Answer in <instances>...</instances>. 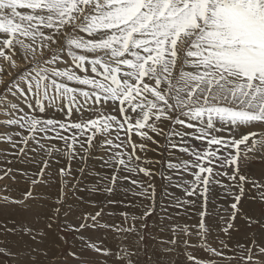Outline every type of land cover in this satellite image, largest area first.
Returning a JSON list of instances; mask_svg holds the SVG:
<instances>
[{"label":"snow or ice","instance_id":"1","mask_svg":"<svg viewBox=\"0 0 264 264\" xmlns=\"http://www.w3.org/2000/svg\"><path fill=\"white\" fill-rule=\"evenodd\" d=\"M254 160L264 0H0V215L24 218L0 222L8 264H264Z\"/></svg>","mask_w":264,"mask_h":264},{"label":"rangeland","instance_id":"2","mask_svg":"<svg viewBox=\"0 0 264 264\" xmlns=\"http://www.w3.org/2000/svg\"><path fill=\"white\" fill-rule=\"evenodd\" d=\"M258 130V129H257ZM163 143V142H162ZM152 148H156L155 145L151 146ZM140 155H145L142 153H138ZM146 155L148 156L149 159L157 162L154 163L152 165V167L157 171V175L154 179V183L157 185V199L159 200L160 198V193L163 190V186H164V181L161 179L159 172H164L165 174H167V168L165 167V162L169 161V160H173L174 157L169 155L167 152H165L163 150V148L161 147L160 149H157L156 151H150L148 153H146ZM176 158H185L183 157V154L177 153L176 154ZM5 165L0 162V168L4 167ZM91 166V165H90ZM15 167H21V165L16 164ZM96 167L98 168V165H96ZM261 170H264V163L258 161V160H254L252 161L249 169H248V174L249 175H254V176H259ZM103 171H110V170H103ZM175 182V181H174ZM5 184H11L10 181L7 180H3L0 181V187H3ZM55 190H53L54 192ZM172 191H175L177 193H179V189H172ZM12 196H18L19 193L18 192H13L11 193ZM87 196V194H86ZM54 199V197H53ZM123 205H113L112 206V210L116 213V215H119L120 210L123 208ZM181 216L183 217L184 221H187V223L189 225L195 223V216H186L183 212H181ZM24 218L19 214V213H7L4 215H0V222L7 220L9 227L12 226H18L16 222L22 221ZM47 217L45 216H40V217H30L29 218V223L34 224L36 226H40L41 224H43L46 221ZM0 240H7L8 241V246L9 247H15V241L18 240V237H13V236H7V237H3L0 236ZM40 247H44V245H40ZM50 251V255L52 254V252L56 251L52 244L49 243L48 244ZM43 259V258H42ZM174 264H184V254L183 252H178L176 254L173 255L172 257ZM0 264H8V261L6 258L4 257H0Z\"/></svg>","mask_w":264,"mask_h":264}]
</instances>
